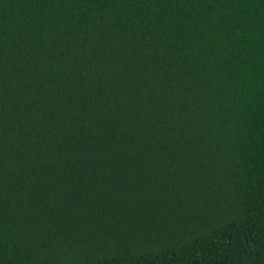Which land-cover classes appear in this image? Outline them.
I'll return each instance as SVG.
<instances>
[{
    "label": "trees",
    "instance_id": "16d2710c",
    "mask_svg": "<svg viewBox=\"0 0 264 264\" xmlns=\"http://www.w3.org/2000/svg\"><path fill=\"white\" fill-rule=\"evenodd\" d=\"M0 264H264V0H0Z\"/></svg>",
    "mask_w": 264,
    "mask_h": 264
}]
</instances>
